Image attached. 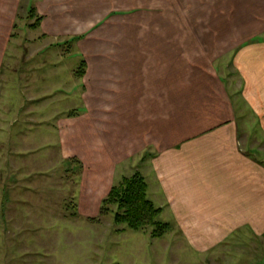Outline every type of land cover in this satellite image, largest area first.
Masks as SVG:
<instances>
[{
    "label": "crops",
    "instance_id": "1",
    "mask_svg": "<svg viewBox=\"0 0 264 264\" xmlns=\"http://www.w3.org/2000/svg\"><path fill=\"white\" fill-rule=\"evenodd\" d=\"M26 28L31 38L16 44ZM20 47L38 74L76 59L95 79L84 92L91 163L114 172L141 155L162 207L200 227L264 229V163L241 149L237 95L221 71L235 67L252 93L244 100L264 109V0H0V68ZM41 97L32 90L31 105Z\"/></svg>",
    "mask_w": 264,
    "mask_h": 264
},
{
    "label": "rangeland",
    "instance_id": "2",
    "mask_svg": "<svg viewBox=\"0 0 264 264\" xmlns=\"http://www.w3.org/2000/svg\"><path fill=\"white\" fill-rule=\"evenodd\" d=\"M26 29H17L23 39L16 44L31 38ZM11 56L0 68V264H264V229L219 230L211 220L200 227L170 205L156 219L170 224L161 236L152 235L153 223H116L117 205L104 200L126 177L140 172L157 207L167 198L136 165L141 155L126 158L114 172L86 155L85 80L93 76L85 79L86 68H76V59L38 74L33 64H22L21 47ZM221 71L237 95L241 149L263 164L264 109L245 101L252 93L243 94L245 78L235 67ZM37 78L42 82L32 86ZM30 90L42 93L40 108L31 105Z\"/></svg>",
    "mask_w": 264,
    "mask_h": 264
},
{
    "label": "trees",
    "instance_id": "3",
    "mask_svg": "<svg viewBox=\"0 0 264 264\" xmlns=\"http://www.w3.org/2000/svg\"><path fill=\"white\" fill-rule=\"evenodd\" d=\"M39 22L37 18L31 26L36 27ZM147 189L148 184L145 177L138 172L115 185L108 198L104 200V205L109 203L117 205L116 223L126 222L132 228H140L153 223L157 228L152 235L161 236L168 231L170 224L156 220L163 207L155 205L154 201L149 198Z\"/></svg>",
    "mask_w": 264,
    "mask_h": 264
}]
</instances>
